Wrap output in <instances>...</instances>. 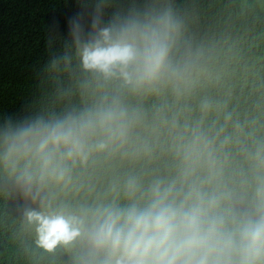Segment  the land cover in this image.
Masks as SVG:
<instances>
[{
    "label": "clouds",
    "instance_id": "clouds-1",
    "mask_svg": "<svg viewBox=\"0 0 264 264\" xmlns=\"http://www.w3.org/2000/svg\"><path fill=\"white\" fill-rule=\"evenodd\" d=\"M107 6H97L88 31L70 22V43L49 61L71 70L76 60L91 102L0 129V166L39 205L23 214L36 246L74 251L75 264H264V175L254 185L226 176L224 142L199 123L167 139L173 175H129L91 202L54 206L52 190L69 189L77 168L150 152L135 143L141 115L127 98L180 94L198 67L172 0H146L104 24ZM255 158L264 168L260 151Z\"/></svg>",
    "mask_w": 264,
    "mask_h": 264
},
{
    "label": "trees",
    "instance_id": "trees-1",
    "mask_svg": "<svg viewBox=\"0 0 264 264\" xmlns=\"http://www.w3.org/2000/svg\"><path fill=\"white\" fill-rule=\"evenodd\" d=\"M101 2L0 0V129L91 102L90 95L81 93L76 60L71 70L51 69L49 61L70 43V22L79 20L85 31L91 29ZM145 2L108 0L102 22ZM172 3L184 20L185 39L198 67L180 94L168 88L158 95L127 98L141 115L135 143L151 151L128 159L101 157L77 168L69 189L52 190L54 206L91 202L129 175H147L145 182L173 175V142L167 139L198 123L218 134L217 144L224 142L226 176L254 185L256 176L264 175L255 158L257 151L264 157V0ZM205 103L210 105L207 111L202 110ZM27 208L39 205L24 197L0 166V264H75L74 251L47 253L36 246L35 230L24 221Z\"/></svg>",
    "mask_w": 264,
    "mask_h": 264
}]
</instances>
